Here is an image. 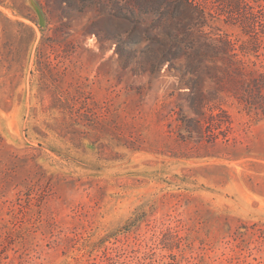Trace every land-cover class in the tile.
I'll return each instance as SVG.
<instances>
[{"label": "rangeland", "instance_id": "rangeland-1", "mask_svg": "<svg viewBox=\"0 0 264 264\" xmlns=\"http://www.w3.org/2000/svg\"><path fill=\"white\" fill-rule=\"evenodd\" d=\"M0 12V264H264V116L225 89L197 116L179 70L191 47L224 39L207 53L218 64L237 53L264 70V0ZM18 20L36 31L28 55ZM111 35L128 54L99 41ZM216 106L229 128L212 134Z\"/></svg>", "mask_w": 264, "mask_h": 264}, {"label": "trees", "instance_id": "trees-1", "mask_svg": "<svg viewBox=\"0 0 264 264\" xmlns=\"http://www.w3.org/2000/svg\"><path fill=\"white\" fill-rule=\"evenodd\" d=\"M0 4H3V0H0ZM131 15L125 17L130 20L133 17ZM1 15V12H0ZM8 21L10 19L6 18ZM168 20V16H167ZM18 26L22 27L26 31V37L23 38L24 47L27 55L31 52L34 42L36 40V31L32 25L24 23L23 21H13ZM178 38L176 36L171 37V42H176ZM22 41V39H21ZM101 43L109 42L114 46L115 52L122 54H128L122 43V40L114 35L99 37ZM167 42V47H168ZM207 47L204 51L200 52L199 46L191 47L188 55L185 57V62L180 71L186 76L183 79V84L188 88V106L192 112L197 116H202L205 112L207 102H210V98L215 96L217 92L225 89L232 95H237L238 102L242 105V109L249 115H255L256 117L264 116V70L257 65V61L253 59H245L238 57L237 53L230 55L229 61L226 63L218 64L214 55H207L209 51H215L218 49H225L231 47V42L224 39L219 45L215 41L206 42ZM129 51V50H128ZM206 70V71H205ZM203 73L212 74V77L216 81V87L212 91L205 92L203 90V83L205 79H202ZM217 112L210 113L204 122L205 128H209L208 131L214 134L213 130L220 128H229V120L227 119V111L220 106H216ZM196 117V116H195ZM229 118V117H228ZM191 122H196L197 125H202L201 119L193 118ZM106 261V262H104ZM110 257L101 261L99 264H111ZM93 264V263H92Z\"/></svg>", "mask_w": 264, "mask_h": 264}]
</instances>
